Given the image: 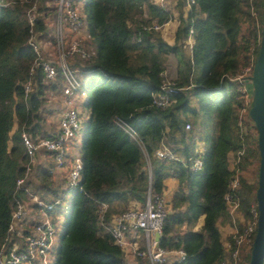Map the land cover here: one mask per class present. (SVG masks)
<instances>
[{
	"label": "trees",
	"instance_id": "1",
	"mask_svg": "<svg viewBox=\"0 0 264 264\" xmlns=\"http://www.w3.org/2000/svg\"><path fill=\"white\" fill-rule=\"evenodd\" d=\"M31 4L1 0L0 5V247L17 198L26 199L32 191L51 201L66 192L61 174L48 170L51 154L43 151L37 153L23 188L16 189L29 163L21 132L34 141L55 136L57 122L47 117L48 100L60 101L57 95L66 84L54 57L47 54L54 50L55 39L45 18L55 19V0H39L33 26L43 44L42 58L58 69L52 81L35 65L38 57L28 44L26 10ZM136 5H143L145 12L134 13ZM183 6L185 0H176L179 21L173 43L160 31L143 29L146 22L164 24L172 15L151 0H86L80 8L90 56L72 54L68 59L77 69V95L83 96L81 142L75 143L80 146L82 188L72 190L59 208L64 220L52 264H124L123 252L101 223L131 206H143L149 194L161 196L168 178L177 185L160 245L185 253L181 261L169 264L223 263L227 233L221 227L231 217L224 200L228 183L238 168L259 161L254 124L248 119L252 132L246 135L240 128L242 100L238 82L231 78L259 47L264 0H194L188 9ZM190 29L191 49L185 41ZM164 71L177 90L171 104L160 108L153 104L152 92L160 88ZM29 81L31 89L25 93ZM118 119L135 130L137 140ZM161 142L188 163L156 159ZM198 142L203 143L199 150ZM198 157L202 167L193 171L189 165ZM256 183L257 172L254 180L242 177L235 191L246 223L253 221ZM101 203L107 206L102 220Z\"/></svg>",
	"mask_w": 264,
	"mask_h": 264
},
{
	"label": "built area",
	"instance_id": "2",
	"mask_svg": "<svg viewBox=\"0 0 264 264\" xmlns=\"http://www.w3.org/2000/svg\"><path fill=\"white\" fill-rule=\"evenodd\" d=\"M155 4L166 10L173 9V0H151ZM186 6L190 7L194 0H185ZM39 0H32V4L26 10V18L30 25V36L28 44L37 55L36 66H41L47 81L54 79L58 69L49 59L42 58L43 44L37 39L33 26L38 18ZM1 5V0H0ZM56 16L52 20L50 16L45 21H51L55 47L47 54L53 56L58 67L62 71L66 84L61 89L57 97L60 100L59 109L56 112L57 130L54 137H40L33 140L31 135L21 132V138L25 147L29 163L25 169V175L16 181V189L23 188V184L29 176L32 165L31 161L36 159L37 153L43 151L44 154L50 153L53 164L48 167L50 173L58 172L64 178L63 188L65 193L51 201L45 200L37 192H27L26 199L17 198L15 205L10 213V221L7 234L0 247V264H52L54 250L57 245L61 223L64 220L59 208H62L64 200L72 190L81 189L82 161L80 153H73L76 144L81 142V112L80 102L83 96H78L80 81L77 77V69L70 66L69 55L77 54L83 59L90 56L85 43L83 42L86 34V27L82 20L80 11V0H55ZM253 14H255L253 12ZM171 18L165 22L167 24ZM48 23V22H47ZM164 24L155 21L146 22L143 29L159 31ZM193 32L186 38L189 48L192 47ZM252 50V49H251ZM254 57L248 65L242 67L232 80L238 82V92L241 95V105L239 108V124L245 135L252 132L248 127V108L251 100V84L249 76L252 73ZM166 71L162 72L164 77L160 88L152 92L153 104L157 107L165 108L171 104V94L177 90L176 84L172 79H167ZM31 82L25 85V93L30 91ZM83 95V94H82ZM250 123H253L251 119ZM118 125L125 128L130 137L137 140L135 130L124 121L118 119ZM189 125L187 124L186 127ZM252 138L249 147L253 148ZM202 142H198L196 147L201 149ZM245 147L237 152V159L244 156ZM43 154V156H45ZM154 157L162 160H179L184 165L188 163V158L175 155L170 147L161 142L155 151ZM147 168L151 169L148 156H145ZM190 169L197 171L202 167V159L195 158L189 165ZM249 169H253V164L247 169L238 168L228 183V191L224 195V200L228 205L229 214L235 217L241 213L239 201L235 198V191L240 186V179ZM247 179V178H246ZM249 180V179H247ZM251 180V179H250ZM171 198V196H170ZM164 192L161 196L148 195L143 206H131L127 210L113 216L104 225L105 229L112 236L115 244L123 252L124 264H140V260H145V264H169L171 256L173 261H181L185 257L182 249L169 250L160 245V238L165 219L169 213V200ZM106 204L101 203L99 208L100 220L106 210ZM253 221L240 227L236 225L234 231L224 243L226 252L222 264H245L244 255L252 245L255 229L257 210L251 209ZM242 214V213H241ZM171 263V262H170Z\"/></svg>",
	"mask_w": 264,
	"mask_h": 264
},
{
	"label": "water",
	"instance_id": "3",
	"mask_svg": "<svg viewBox=\"0 0 264 264\" xmlns=\"http://www.w3.org/2000/svg\"><path fill=\"white\" fill-rule=\"evenodd\" d=\"M251 83V100L248 116L256 129V145L259 154L257 168L256 229L251 245L248 264H264V6L259 47L253 60Z\"/></svg>",
	"mask_w": 264,
	"mask_h": 264
},
{
	"label": "crops",
	"instance_id": "4",
	"mask_svg": "<svg viewBox=\"0 0 264 264\" xmlns=\"http://www.w3.org/2000/svg\"><path fill=\"white\" fill-rule=\"evenodd\" d=\"M173 5H176V0H173ZM188 8H189L188 6H183V9H185V10ZM133 10H134V13H138V14L145 12L143 5H140V6L136 5L133 8ZM170 11L172 12V20L170 22H168L167 24H164V26H162V28L159 31L161 32L163 38L168 43H173L179 18H178V11H177L175 6H173V9L171 8ZM192 43H193V40H192ZM170 79H172V78H170ZM58 102H59L58 104H60V101H58ZM176 185H177V181L174 178L166 179L165 190H164V194H165L166 198H170V196L172 195V193L174 192V190L176 188ZM241 219H243L241 213L236 214L235 217L231 216L229 218V220L227 221V224L224 228L221 227V229L224 230L225 233H227L226 239L223 241V245H224L225 241L229 238L231 233L234 231L236 224L241 222ZM172 261H173V256H171V258H170V262H172Z\"/></svg>",
	"mask_w": 264,
	"mask_h": 264
},
{
	"label": "rangeland",
	"instance_id": "5",
	"mask_svg": "<svg viewBox=\"0 0 264 264\" xmlns=\"http://www.w3.org/2000/svg\"><path fill=\"white\" fill-rule=\"evenodd\" d=\"M85 1L86 0H80V5H81V7L83 6V4L85 3ZM173 76V75H172ZM166 77H167V79H169V78H171V77H169V75H166ZM248 84V87L251 89V85H249V83H247ZM49 102H48V107L49 108H47V117H48V119L49 120H51L52 122H55V120H56V112H57V110L59 109V102H56V101H54L53 99H49L48 100ZM50 108H52V109H50ZM54 116H55V119H54ZM79 148H80V146L79 145H77L75 148H74V150H73V153H75V154H77L78 152H79ZM30 164L34 167V165H35V159L33 160V161H31L30 162ZM257 168H258V163L256 164L255 163V165H253V169L251 170V169H249L247 172H245L243 175L245 176V178H247V179H251V180H254L255 179V174H256V172H257ZM68 198V197H67ZM242 215V214H241ZM242 217H243V215H242ZM239 222V221H238ZM246 224V221H245V218L243 217V219H241V222L240 223H237L236 225L238 226V225H241L240 227H242L243 225H245ZM54 252H55V250H54Z\"/></svg>",
	"mask_w": 264,
	"mask_h": 264
},
{
	"label": "bare ground",
	"instance_id": "6",
	"mask_svg": "<svg viewBox=\"0 0 264 264\" xmlns=\"http://www.w3.org/2000/svg\"><path fill=\"white\" fill-rule=\"evenodd\" d=\"M49 24H52V22L51 21H47Z\"/></svg>",
	"mask_w": 264,
	"mask_h": 264
}]
</instances>
